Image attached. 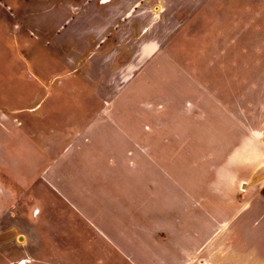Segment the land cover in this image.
Here are the masks:
<instances>
[{"label":"crops","instance_id":"0c3cea01","mask_svg":"<svg viewBox=\"0 0 264 264\" xmlns=\"http://www.w3.org/2000/svg\"><path fill=\"white\" fill-rule=\"evenodd\" d=\"M65 2L40 10L42 6L18 2L15 7L14 1H0V12L36 11L37 17L23 21L26 25L30 21L39 27L38 15L43 14L54 28L63 29L53 36L75 34L79 38L89 32L100 37L108 27L119 31L129 19L140 17L131 0H110L102 6L94 0ZM254 5L264 12V0ZM76 6L85 11L79 18L71 15ZM5 17L0 16V34L14 41V53H23L22 29L13 37V21ZM121 18L124 23L119 22ZM154 43L152 36L145 37L134 53H127L128 72L133 68L135 75L136 62L147 61L140 73L146 77L150 63L153 73L163 74L162 67L155 66L161 58ZM21 57L14 58L26 61L25 55ZM182 70L176 68L175 74L182 75ZM30 73L37 81L30 74L26 80L23 76L13 80L7 72L4 78L14 82V95L1 87L0 108L36 102L33 98L40 83ZM219 75L229 78L214 85L193 80L180 89L183 114L176 121L174 137L165 133L155 138L146 117L142 122L130 111L109 119L89 117L80 110L79 120L73 121L70 116L23 115L18 110L15 118L23 127L9 131L11 123L4 124L0 172H14L15 191L10 190L17 204L28 195L34 179H45L60 198L54 199L56 204L62 202L70 212H61L63 219L75 216L81 225L78 251L72 246L49 251L35 245L36 262L264 264V69H224ZM128 105L129 110L134 106ZM41 106L37 101L33 109ZM73 122L80 124L78 132H71ZM116 123L121 129L101 130L103 124L113 127ZM25 124L37 125L36 130H25ZM45 124L52 125L48 134L41 132ZM169 139L174 143H168ZM152 140H160L159 148L152 147ZM54 252L58 256L50 254ZM75 252H79L78 261L66 259Z\"/></svg>","mask_w":264,"mask_h":264},{"label":"rangeland","instance_id":"374dc122","mask_svg":"<svg viewBox=\"0 0 264 264\" xmlns=\"http://www.w3.org/2000/svg\"><path fill=\"white\" fill-rule=\"evenodd\" d=\"M0 1L11 4L14 1L15 7L18 2L32 8L42 6V10L53 4L76 0L57 3H51L53 0ZM131 1L137 4L136 13L140 17L129 19L119 31L108 27L100 37L94 32L85 34L83 38L75 37V34L57 36L63 29L54 28L45 19L47 15L43 14L38 15L41 17L39 27H33L30 21L26 25L23 21L28 16H36V11L19 15L11 11L7 14L0 12V16H7L4 18H8L7 22L12 19L13 37L22 29L24 38V52L14 53V41L0 34V90L3 87L10 96L14 95V82L10 84L9 78L7 83L4 78L7 72L13 80L17 76L26 80L30 74L28 77L37 81L30 73L33 71L40 83V91L33 98L36 100L33 104L21 108L8 105L0 108V129L10 123L7 125L9 131L23 127L15 118L18 110L23 111V115L70 116L73 121L79 120L80 110L89 117L103 115L109 119L114 115L126 116L130 111L142 122L146 117L155 138L165 133L174 137L176 121L183 114L180 89L186 88L193 80L195 83L218 84L229 78L219 75L224 69H264V12L256 10V0H142V4H139L141 0ZM109 2L94 0L99 6ZM71 11L73 18L85 13L77 6ZM119 22H123L122 18ZM52 30V34L46 35ZM115 30L118 31L117 37L113 38ZM55 33H58L57 37L53 36ZM149 36L156 40L152 46L159 47L157 56L161 60L158 61L159 66H155L162 67L163 74L156 75L159 70L153 73L154 64L149 63L145 77L140 72L147 61H137L134 75L133 68L128 72L127 53H134ZM8 41L13 45L9 46ZM23 54L26 61L15 59L22 58ZM176 68H183V74H175ZM244 78L256 79L259 76ZM27 93L28 90L23 92V98ZM37 101L42 102L39 110L33 109ZM129 102L134 104L130 110ZM35 126L25 124L24 128L35 131ZM50 126L45 124L41 132L48 134L52 129ZM55 126L63 127V124ZM71 126V132L79 131L80 124L73 122ZM118 128L121 129L117 123L113 127L101 126L102 131H116ZM159 142L152 140V147L156 145L159 148ZM167 142L174 143V140ZM60 146H57V151L62 148V143ZM44 181L48 182L34 179L28 195L17 204L16 195L10 190L15 191L14 172H0V264H46L35 261V245L49 251L69 246L79 250L81 225L77 217L63 219L60 213L64 211L68 215L70 212L62 202L56 204L54 199L60 198ZM50 254L58 256L59 253ZM74 254L66 259L78 261L79 252Z\"/></svg>","mask_w":264,"mask_h":264}]
</instances>
